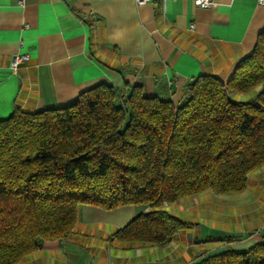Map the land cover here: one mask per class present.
Segmentation results:
<instances>
[{"label": "trees", "instance_id": "16d2710c", "mask_svg": "<svg viewBox=\"0 0 264 264\" xmlns=\"http://www.w3.org/2000/svg\"><path fill=\"white\" fill-rule=\"evenodd\" d=\"M233 93L252 95L235 100ZM262 165L264 26L227 82L194 77L176 105L141 86L125 92L101 83L64 106L15 108L0 119V264L67 237L84 204L149 205L114 236L165 245L191 227L165 203L205 190L239 193ZM193 264H264V236Z\"/></svg>", "mask_w": 264, "mask_h": 264}, {"label": "crops", "instance_id": "0c3cea01", "mask_svg": "<svg viewBox=\"0 0 264 264\" xmlns=\"http://www.w3.org/2000/svg\"><path fill=\"white\" fill-rule=\"evenodd\" d=\"M263 26L264 5L257 0H213L208 8L192 0H0V119L15 108L67 105L101 83L125 92L141 86L146 96L176 105L194 77L211 74L227 82ZM15 54L27 60L13 71ZM236 194L165 203L185 221L168 207L188 200L189 209L200 207L192 219L200 223L162 246L114 236L149 205L84 204L67 237L42 241L17 264H193L227 247L247 249L264 236V165Z\"/></svg>", "mask_w": 264, "mask_h": 264}, {"label": "rangeland", "instance_id": "374dc122", "mask_svg": "<svg viewBox=\"0 0 264 264\" xmlns=\"http://www.w3.org/2000/svg\"><path fill=\"white\" fill-rule=\"evenodd\" d=\"M236 96H238V95H236V93H235L233 96L235 99L245 100L248 98L249 94H242V95H239V97H236ZM204 194H206L210 198H237L238 197V194H236V193L217 194V193L212 192L211 190H205L204 193H202V195L201 194L197 195V198H203L205 196ZM184 198H187V197H184ZM187 204H189V201L183 199L182 201H179V203L177 202V203L169 206L168 208H169V210L177 213V215L182 216V218L185 221H187V219H191V220H189L190 222L188 221V223L191 224V227L186 228V229H192L193 225H195V222L197 221V220L194 221L195 218H193V216L196 214H198V217L200 216V207L191 210V209H189L191 205H187ZM190 215H191V218H188ZM192 219H194V220H192ZM197 223H200V220H198Z\"/></svg>", "mask_w": 264, "mask_h": 264}, {"label": "built area", "instance_id": "2783aa9c", "mask_svg": "<svg viewBox=\"0 0 264 264\" xmlns=\"http://www.w3.org/2000/svg\"><path fill=\"white\" fill-rule=\"evenodd\" d=\"M149 1H152V0H135L137 4H144ZM192 1L196 6L201 7V8H208L213 3V0H192ZM257 2L259 5H264V0H257ZM190 27L192 28L193 25L191 24ZM26 60H27L26 54H15L12 57V60L10 62V69L13 71L16 70L17 66Z\"/></svg>", "mask_w": 264, "mask_h": 264}]
</instances>
